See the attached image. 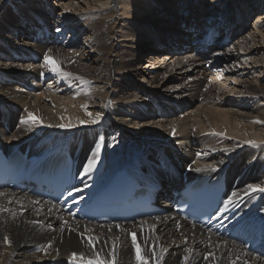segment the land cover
Wrapping results in <instances>:
<instances>
[{"label": "bare ground", "instance_id": "6f19581e", "mask_svg": "<svg viewBox=\"0 0 264 264\" xmlns=\"http://www.w3.org/2000/svg\"><path fill=\"white\" fill-rule=\"evenodd\" d=\"M16 1L15 12L11 1L0 0V77L3 79L0 107L8 109L0 112V143L3 147L30 146L35 156L57 147L70 150L75 156L79 182L71 191L75 198L66 206L47 201L33 193L32 188L18 191L0 188L3 193L0 209L6 210L0 211V264H88L90 259L94 264H142L144 259L148 264H264V191L249 187L264 188V85L258 82L264 78V61L251 55L264 45L252 46L256 36L250 34L249 43L238 42L236 57L241 58L246 68L252 64V70L229 67V75L255 72L253 81L224 76L226 82H223L225 71L219 66L209 76L204 75L211 63L219 64L227 58V54L217 49L220 41L207 46L206 38L213 34L214 28L224 27L227 32L219 40L230 38L231 43L238 26L246 27L244 17L251 16L250 11L256 9L251 10L247 0H242L247 9L250 6L246 13L241 11L244 15L239 11L228 13L231 10L228 8L204 15L202 0H174L175 8L181 4L178 18L186 24V29L179 25L175 34L165 39L157 34L154 43L166 46L157 50L145 42L137 45V36L131 30V22L135 20L137 30L150 23L138 17L152 12L147 11L151 0H97L100 5L111 1L110 12L108 9L85 11L77 17L74 13H70L73 17L67 16V10L59 17L54 11V32L51 20L42 19L45 14L36 11L34 16L35 13L38 16L30 21L24 18L30 9L24 2ZM34 1L28 0L29 5ZM71 2H66V7H74L76 11L78 2ZM256 2L262 4V0ZM159 3L160 11L170 13L169 0ZM118 8L120 20L116 17ZM224 11L225 15H220ZM203 15L206 23L202 24L208 28H200L196 22ZM76 21L88 24L81 29ZM73 25L76 27L72 33L77 35L64 41L66 30ZM189 27L198 33H188ZM84 32L90 35L83 41ZM192 42L197 44L192 46ZM82 43L84 55L88 54L85 59L92 60V64L82 61L84 56L79 57L78 49H71L72 45ZM186 44L195 55L174 54L176 50L182 52ZM151 50L154 52L148 53ZM160 53L164 55H157ZM209 54L212 59L204 60ZM145 61L149 64H143ZM169 66L172 70L163 79L165 82L155 84L162 69ZM53 67L57 71H52ZM200 72L203 75L190 76ZM46 78H51L48 86L44 83ZM16 80L29 84L31 89L8 84ZM183 80L176 87L165 86ZM204 82L207 84L203 92ZM232 83L243 88L235 91L233 97L228 96L233 92L223 94ZM53 84L55 89L51 88ZM148 95L158 97L148 98L152 106L146 102ZM200 98L202 107L188 108ZM147 107L151 110H146ZM184 107L189 110L184 112ZM140 109L150 119H144ZM240 109L251 111L245 113ZM179 110L184 113L178 116ZM29 113L36 119H31ZM175 114L177 118H170ZM92 120L96 123L89 122ZM164 122L169 123L165 126ZM66 124L72 126L60 127ZM135 131L146 133L133 141L129 136ZM172 139L174 145L170 144ZM90 159L96 162L86 172ZM122 168L146 186L161 188L156 201L161 213L131 223L97 224L77 219L73 211H68L100 190ZM186 168L190 179L227 171L226 196L231 201L222 207L216 223L191 226L171 211L170 192L183 185ZM133 233L138 247L133 246ZM73 253L77 254L75 258Z\"/></svg>", "mask_w": 264, "mask_h": 264}, {"label": "rangeland", "instance_id": "374dc122", "mask_svg": "<svg viewBox=\"0 0 264 264\" xmlns=\"http://www.w3.org/2000/svg\"><path fill=\"white\" fill-rule=\"evenodd\" d=\"M9 1H11L12 2V8H13V10L16 12L17 11V9H15V5L14 4H16V0H7V2H9ZM72 0H35L34 1V3L33 4H30L29 5V3H28V0H19V2L18 3H23L24 2V5H27V8H29L30 9V11L31 12H29L28 14H26V15H24V18L26 17V18H29L30 19V21L33 19V18H35V16L37 17L38 15L35 13V16H34V12H36V11H41L42 12V14H45L44 16H43V20L46 18L47 20L48 19H50L51 21H50V23H51V25L52 26H50L51 28H53L52 29V31L54 32V29H55V27H54V24L52 23V17H53V12L54 11H56L57 12V15L59 16V15H61V14H63L64 13V10H67V16H78V13H80V12H85V11H94V12H99L101 9H108V12H110V10H109V8H111V7H113L112 5H113V3L110 1V3L108 4H106V5H100V3L97 1V0H76V2H78V4L76 5V11H74V7H72V8H69L68 6L66 7V2H68V3H70ZM160 0H151V4L148 6V8L149 9H147V11L148 10H152V12H150V14H148V13H143V15L142 16H139L138 17V20H142V21H150V23H148L147 25H145L144 26V28L142 29V30H137V27H136V20L134 21V22H131V30H132V32L133 33H135L136 34V36H137V40H136V44L137 45H140L142 42H145V43H147L146 45L147 46H153L155 49H157V50H163V49H165L166 48V46L164 45V44H155L154 43V38H155V36L157 35V34H159V36H161V37H163L164 39L165 38H168V37H170V36H172V34H175V32H176V29H177V27L179 26V25H181V27H183V28H185L186 27V24L185 23H183V22H181V19H179L178 18V12H179V10L180 9H182V7H181V4H180V6H178V8H175V6L173 5L172 6V4H173V2H174V0H169V3L167 4V9L169 10V12L170 13H165V12H162V11H160L159 10V8L158 7H160L161 5H160ZM231 1H233L232 3H231ZM257 1V0H256ZM253 2V0H247L246 1V4L248 3L250 6H251V10H253V9H256L255 10V12H253V11H250L251 12V16L250 15H248V16H246V18L244 17V20H245V23H246V27L245 26H243V27H241V26H238V30H236V31H234V35H235V37L233 38V43L231 42H226L225 44H223L222 42L224 41V40H222V39H220L219 40V38L222 36V34L225 32H227V29L226 28H224V27H221V28H216V30H215V32L217 33V35H216V37L215 38H217L218 40H216V41H220V44H219V46L217 47V49H219L218 51H221V52H223V53H225V54H227V58H224V60H221L220 62H219V64H216L215 62L212 64L211 63V65L212 66H210V68L208 69V72L206 71V69L204 70V72H206L204 75H208L209 76V73L210 72H212V70H214L215 68H216V66H219L220 68H224V75H223V78H224V80H222L223 82H226L225 81V77L227 76H229V78H233L234 80L235 79H240V80H245V79H248V80H250V81H253V77L254 78H256V76L255 75H257L255 72H253V73H249L250 71V67H252V64H250V67L249 68H246L245 66H247V65H245L244 64V62L243 61H241V58L239 57H236L237 55H236V53H238L239 52V47H238V42L241 44V45H244V44H246V42L247 43H249V38H250V34L252 35V34H254V36H256L255 38H254V44L252 45V46H257V45H261V44H263L264 45V0H262V4H259L258 5V2ZM261 1V0H260ZM57 4H56V3ZM185 2H189V0H185ZM66 3V4H65ZM72 3V2H71ZM242 3V0H202V2H201V5H202V7H204L205 9H206V13H204V15L205 14H208L209 12H215L218 8H220V9H224V8H228V9H231L230 10V12L228 11V13H231V14H236V12L237 11H239V13L240 14H242L241 13V11L242 12H244V13H246V11L247 10H249V8H250V6H249V8L247 9V5H242L241 4ZM260 3V2H259ZM118 5H119V2H118ZM253 5V6H252ZM257 5V6H256ZM262 6V7H259V6ZM145 7V9H146V6H144ZM80 8V9H79ZM180 8V9H179ZM160 9H162V8H160ZM228 9H226V10H228ZM238 9V10H237ZM53 10V11H52ZM225 10V11H226ZM245 10V11H244ZM43 11H45V12H43ZM225 11L224 12H222L220 15H225ZM60 12V13H59ZM62 12V13H61ZM69 12V13H68ZM19 13V12H18ZM70 13H74V15H72V14H70ZM244 13L242 14V15H244ZM20 15V18L21 19H23V15H22V13L21 14H19ZM204 15L200 18V19H197V21L196 22H198V24L200 25V28H203V27H207V25L206 26H203V24H202V22L203 23H206V21L205 20H203V17H204ZM263 17V18H259V17ZM45 17V18H44ZM59 17H61V16H59ZM116 17L120 20V15H119V8H118V10L116 11ZM149 18V20H147ZM173 18H175L176 20H178V22L177 23H175L174 21H173ZM174 19V20H175ZM203 21H202V20ZM260 19H262L261 21H260ZM36 20V19H35ZM200 20H201V22H200ZM259 20V21H258ZM118 21V20H117ZM192 21H194V18H192ZM12 22H14L13 20H12ZM256 22H258V23H256ZM76 24H77V27H79V28H86V24H88V23H84V22H81V21H76ZM85 24V25H84ZM202 24V25H201ZM101 26V28L102 29H104L105 30V27L103 26V25H100ZM76 27V25H73L72 26V28L71 29H68V30H66V32H65V34H64V36H63V40L64 41H66V40H68L70 37H73V36H75V35H77V34H73L72 33V31H73V28H75ZM133 27H134V29H133ZM211 27V26H210ZM183 28H182V30H183ZM186 29V28H185ZM221 29H223V31L221 30ZM83 30H85V29H83ZM197 30V29H196ZM94 31V30H93ZM260 31L261 32H263V33H260ZM187 32L188 33H191V32H193V33H195V32H197V31H193V30H191L190 29V27L187 29ZM199 32H200V29H199ZM85 33H87V32H84L83 34H82V40L84 41L86 38H87V35H90V32L89 33H87V34H85ZM181 33H182V31H181ZM184 33V32H183ZM182 33V34H183ZM198 33V32H197ZM247 36V37H246ZM189 35H186V38L185 39H187L186 41H188L189 40ZM196 37V36H195ZM244 37H246V38H244ZM245 40H244V39ZM247 38H248V41H247ZM29 39H32V36L30 37L29 36ZM150 39H151V41H150ZM250 39H252V38H250ZM34 41H36L35 39H33ZM241 40H243V41H241ZM244 41H246V42H244ZM251 41V40H250ZM76 42H78V40L76 39L75 40V43ZM244 42V43H243ZM156 43H158V42H156ZM235 43V45H233ZM48 44L49 45H51V40L48 42ZM197 43L196 42H192V46H194V45H196ZM75 45V46H74ZM74 45H72L71 46V49L73 50V49H78V51L80 52L79 54H80V56H79V54H78V56L79 57H81V56H84V59H82V61L83 62H87L88 64H92V60H90V61H87V59H85V58H87V53H85V55H84V48L82 47L83 46V43L82 44H74ZM107 45V44H106ZM167 47H170L171 46V43L169 42V40H167ZM173 45V44H172ZM174 45H175V43H174ZM177 45H179V44H177ZM176 45V46H177ZM211 45V44H210ZM233 45V46H232ZM101 47H103V46H101ZM105 47V46H104ZM254 47V48H255ZM107 48V47H106ZM259 48H260V50H259ZM183 51L182 52H180V51H178V50H176V52H174V54H177V55H180V54H193V55H195L196 53L194 52V51H191L190 49H191V47H190V45H184V47H183ZM237 49V50H236ZM263 50H264V46H262V48L261 47H258L256 50H254V52H252V54L251 55H253V56H257V57H260L261 58V62L262 61H264V52H263ZM237 51V52H236ZM259 51V52H258ZM150 52H154L153 50H151V51H148V53H150ZM164 52H168V51H164ZM191 52V53H190ZM9 53V52H8ZM140 55L142 54V51H141V49H140ZM147 53V54H148ZM171 53V52H170ZM173 53V52H172ZM10 54H11V52H10ZM21 54V53H20ZM147 54H145L144 56H146ZM174 54H172V55H174ZM46 54H44L43 55V58H44V56H45ZM157 55H164V54H157ZM210 55L211 54H209L208 55V57L206 56V58L204 59V60H206V61H210L212 58H210ZM18 58H19V56H17ZM32 57V56H31ZM79 57H77V58H79ZM5 59H9V60H11V58H6L5 57ZM13 59V58H12ZM28 58H25V60H27ZM31 59V58H30ZM81 59V58H80ZM15 60H17V59H15ZM173 60V59H172ZM236 61V62H235ZM18 62V61H17ZM241 62H243V63H241ZM140 64H142V63H140ZM143 64H149V63H147L146 61L145 62H143ZM242 64V65H241ZM94 66H97L98 67V65L99 64H97V63H95V64H93ZM221 65H223V67H221ZM171 66V65H170ZM170 66L169 67H167L166 69H162V71L159 73V75L160 74H162L161 76H160V78L158 79V81H157V83L155 82V84H160V81H164L163 79L164 78H166V76H167V78H168V76H169V72L172 70L171 68H170ZM231 66H233V67H235V66H239V68H242L243 67V69L245 70V72H247V71H249L247 74H245V73H243V74H240V73H238V72H236V73H233V74H231V75H229L228 74V72H229V67H231ZM43 67L45 68V66L43 65ZM219 67H217V68H219ZM228 68V69H227ZM252 70V69H251ZM202 72H203V70H201ZM202 72H200V73H194V74H192V75H190V76H197V75H199L200 74V76L201 75H203V73ZM252 72V71H251ZM202 73V74H201ZM168 74V75H167ZM20 75H22V74H20ZM237 75V76H236ZM37 76V75H36ZM207 76V77H208ZM225 76V77H224ZM162 77V78H161ZM237 77V78H236ZM166 78V79H167ZM146 79H150V77H146ZM165 79V80H166ZM210 79V77L208 78V80ZM0 80L3 82V79L0 77ZM151 80V79H150ZM207 80V81H208ZM185 80H183V81H178V82H174V83H166V85L165 86H167V85H169V86H177V85H179V84H181L182 82H184ZM189 81V80H188ZM206 81V82H207ZM165 82V81H164ZM204 82V84L202 85V91L204 92L205 91V86H206V84L207 83H209V82ZM259 85H264V78H259ZM44 83H45V85L46 86H48V85H50L51 84V78H46V80L44 81ZM50 83V84H49ZM9 85H19V86H24V87H26V88H28V89H31L30 88V86H29V84L28 85H23V83L21 82V80H16V81H14V82H9L8 83ZM146 84V83H145ZM153 85H155L154 83H152ZM151 84V85H152ZM147 86H149L150 84L149 83H147L146 84ZM217 85V84H216ZM215 85V86H216ZM164 87V86H163ZM228 87V89L226 88L224 91H223V94H228V93H231V92H233L232 94H229L228 96H230V97H233V95L235 94L234 92L235 91H239V90H241V88H243V86H237V85H234V83H232V84H230V85H228L227 86ZM51 88H53V89H55L56 88V86H55V84H53L52 85V87ZM201 88H199V90H201ZM217 89V88H216ZM32 91H33V89H32ZM214 94H217L216 93V91H214ZM222 96V95H221ZM150 97H152V98H157L158 99V97H155V96H151V95H148V96H146V102L148 103V104H151V106H152V102L151 101H149L148 100V98H150ZM213 100H217V99H215V98H213ZM202 101H201V98L200 99H197V100H194V102H193V104H192V106L191 105H189L188 106V108H195V110H197L199 107H202ZM150 106V107H151ZM194 106V107H193ZM20 108H21V106H20ZM19 108V109H20ZM187 107H184L183 108V111L185 112L186 110H189ZM19 109H18V111H19ZM146 110H148V111H150L151 110V108H149V107H147V108H145ZM4 110H7L8 111V109L5 107V108H3V109H1V107H0V112H3ZM143 110L144 109H140V111L142 112V114L144 115V119H146L147 120V117L150 119V115L149 114H147V113H145V112H143ZM153 110H155V109H153ZM181 111H182V109H181ZM239 111H241V112H245V113H249L251 110L250 109H240ZM184 112H180V110H179V114H178V116L181 114V113H184ZM157 113H159V111L157 112ZM154 114H156V112H154ZM176 116V117H175ZM176 114L175 115H173V116H170V118L171 117H175V118H177L178 117ZM158 118H160L159 116H158ZM148 119V120H149ZM193 121V120H192ZM2 122H3V120H2ZM168 123L169 122H164L163 124L165 125V126H167L168 125ZM145 133L146 132H139V131H135L132 135H130L129 137L133 140V141H135L136 139H140V137L141 136H144L145 135ZM262 132L261 131H259V135L261 134ZM263 135H264V133H262ZM262 135V136H263ZM259 139V138H258ZM254 141H255V139H253ZM256 141H257V139H256ZM175 141H174V139H172L171 141H170V144L171 145H174L173 143H174ZM138 145H139V147H141L142 146V143H137ZM143 148V150L144 151H147V148L146 147H142ZM139 150H140V148H139ZM179 179H180V177H179Z\"/></svg>", "mask_w": 264, "mask_h": 264}, {"label": "snow or ice", "instance_id": "6c2138e0", "mask_svg": "<svg viewBox=\"0 0 264 264\" xmlns=\"http://www.w3.org/2000/svg\"><path fill=\"white\" fill-rule=\"evenodd\" d=\"M48 59H49V57L46 55L45 56V61H48ZM52 71H57V69L55 68V67H53L52 69H51ZM29 117L31 118V119H33V120H35L36 118L33 116V114H31V113H29ZM99 117H100V114L99 113H97V119H99ZM90 123H96V120H92V121H89ZM81 123H84V121H81ZM72 125L71 124H66V125H60V127H71ZM249 143H253V142H249ZM95 159H90L89 161H88V163H87V165L85 166V171L87 172V171H90L91 169H92V167L95 165ZM250 188H252L253 190H260V191H264V188H262V187H260L259 185H255V186H249ZM0 195H3V193H0ZM231 201V197H229V200L228 201H226V203L227 202H230ZM0 211H6L5 209H0ZM13 215H15V214H13ZM4 240L6 241V242H8V238L7 237H4ZM132 241H133V246L134 247H138V245H137V241H136V234L135 233H133L132 234ZM166 251V250H165ZM73 255V258H75L76 257V253H73L72 254ZM208 255H212L211 253H209ZM80 258L81 259H83V254H81V256H80ZM139 259V258H138ZM185 259H187V257H185ZM88 264H94V261H92L91 259L89 260V262H88ZM142 264H148V260L147 259H144L143 261H142ZM233 264H234V262H233Z\"/></svg>", "mask_w": 264, "mask_h": 264}]
</instances>
